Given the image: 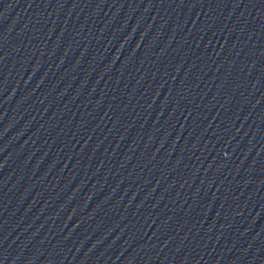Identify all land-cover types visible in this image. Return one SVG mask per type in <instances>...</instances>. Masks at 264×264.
<instances>
[{
  "label": "water",
  "instance_id": "1",
  "mask_svg": "<svg viewBox=\"0 0 264 264\" xmlns=\"http://www.w3.org/2000/svg\"><path fill=\"white\" fill-rule=\"evenodd\" d=\"M0 264H264V0H0Z\"/></svg>",
  "mask_w": 264,
  "mask_h": 264
}]
</instances>
